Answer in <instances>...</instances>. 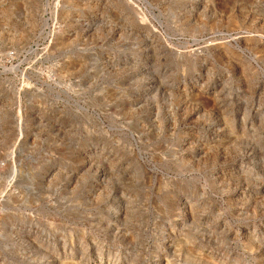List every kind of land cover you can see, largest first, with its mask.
Here are the masks:
<instances>
[{"label": "rangeland", "instance_id": "rangeland-1", "mask_svg": "<svg viewBox=\"0 0 264 264\" xmlns=\"http://www.w3.org/2000/svg\"><path fill=\"white\" fill-rule=\"evenodd\" d=\"M0 264H264V0H0Z\"/></svg>", "mask_w": 264, "mask_h": 264}]
</instances>
